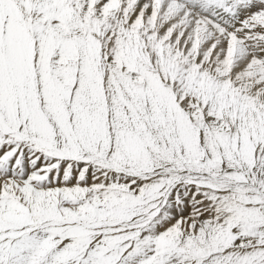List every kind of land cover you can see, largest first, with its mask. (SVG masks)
Returning <instances> with one entry per match:
<instances>
[{
    "label": "snow or ice",
    "instance_id": "snow-or-ice-1",
    "mask_svg": "<svg viewBox=\"0 0 264 264\" xmlns=\"http://www.w3.org/2000/svg\"><path fill=\"white\" fill-rule=\"evenodd\" d=\"M0 264H264V0H0Z\"/></svg>",
    "mask_w": 264,
    "mask_h": 264
}]
</instances>
